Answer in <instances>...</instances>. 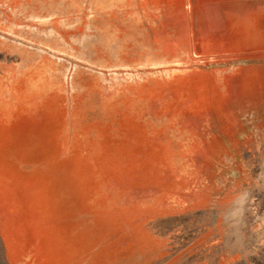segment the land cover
Masks as SVG:
<instances>
[{"label": "rangeland", "instance_id": "obj_1", "mask_svg": "<svg viewBox=\"0 0 264 264\" xmlns=\"http://www.w3.org/2000/svg\"><path fill=\"white\" fill-rule=\"evenodd\" d=\"M0 264H264V0H0Z\"/></svg>", "mask_w": 264, "mask_h": 264}]
</instances>
